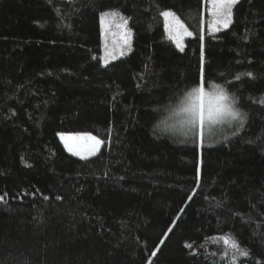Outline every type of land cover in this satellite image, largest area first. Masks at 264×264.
<instances>
[{
	"label": "trees",
	"instance_id": "1",
	"mask_svg": "<svg viewBox=\"0 0 264 264\" xmlns=\"http://www.w3.org/2000/svg\"><path fill=\"white\" fill-rule=\"evenodd\" d=\"M210 10L0 0V264H264V0H237L219 31ZM108 11L128 18L133 48L105 66ZM164 11L193 33L182 51ZM201 75L247 114L202 146L158 127ZM61 134L102 147L77 158Z\"/></svg>",
	"mask_w": 264,
	"mask_h": 264
},
{
	"label": "snow or ice",
	"instance_id": "2",
	"mask_svg": "<svg viewBox=\"0 0 264 264\" xmlns=\"http://www.w3.org/2000/svg\"><path fill=\"white\" fill-rule=\"evenodd\" d=\"M203 2V0H202ZM237 3V0H210L211 4V28L213 31H219L220 27L227 28L232 17L233 6ZM162 15L165 17L167 27L171 38L176 40L177 45L181 47V38L186 34L191 36L192 33L188 31L187 27L179 19L178 16L172 11H164ZM101 21L107 26L115 25L122 30L123 45H128V37L131 35L130 30L127 29L128 18L122 16L119 11H108L101 15ZM119 56H124L125 51L123 46L118 53ZM117 53L115 50L109 51L105 49V66L110 62V59H115ZM241 76L252 77L251 72L241 73L237 75L236 79L239 80ZM205 78L201 75L198 80V86L193 87L190 92L187 93L186 98L182 101L186 106L182 109L183 112L189 115V119L185 122L189 127L185 132V135H191L196 138L201 146L205 139L204 129L207 122L217 123L225 118H230L228 122L235 121L238 128H243L247 119V114L241 112L238 108L233 107L235 104L234 98H231L227 91L219 85H213V89H218L217 93H208L205 88ZM207 97V103L205 98ZM231 100V104L227 103ZM165 130L173 127L167 120L161 121L160 125ZM235 134V133H233ZM66 139V147L73 155L82 156L83 151L88 153H95L101 146L102 141L94 136L88 137H68ZM68 140L74 141H92V144L88 147L80 144L67 143ZM82 158H86L82 156ZM3 199V197H0ZM225 243H228V239L225 238ZM191 248L192 245H187ZM232 248L238 252L241 256H247V251L239 247L235 242L232 243ZM154 255V253H153Z\"/></svg>",
	"mask_w": 264,
	"mask_h": 264
},
{
	"label": "rangeland",
	"instance_id": "3",
	"mask_svg": "<svg viewBox=\"0 0 264 264\" xmlns=\"http://www.w3.org/2000/svg\"><path fill=\"white\" fill-rule=\"evenodd\" d=\"M210 9H211V4H210ZM164 21H165V24H166V26H165L166 33L169 36V38H171V36L169 34V31H168L167 22L165 20V17H164ZM100 23H101V26H102L101 37L103 38V41H102L103 50H102V55L100 56L101 57L100 59H102L103 65H105L104 60H105V49H106V47H107V49L109 51L115 50L116 53H117L116 58L115 59H110V62L108 64H110L112 62H116L117 60L122 59L125 56H127L132 51V48H133L132 47L133 36H132L131 31H130L131 35L128 37V45H123L122 30L121 29L117 28L115 25H112V26L109 27L102 21ZM220 28H223V27H220ZM127 29L130 30L129 26H127ZM192 35H193V33H192ZM192 35L188 36V35L185 34L181 38L180 44L182 45L183 49H185L184 41L186 39H188V38H191ZM171 39L175 43L177 48L179 50H181V47H179L177 45L176 40H174L173 38H171ZM122 46L124 48L125 55L124 56H119L118 53L121 50ZM206 92H208V93H217L218 91L215 92V91L206 90ZM205 103H207V97L205 98ZM227 103L230 104L229 101ZM185 106L186 105L183 104L182 101H181L179 104H177L176 106L171 108L170 111L168 112L167 116L163 119V121L167 120L170 124L173 125V127L171 129H168V130H165V129L159 127V130L162 131V132H164V131L168 132V133H170L173 136L176 135L177 137H181L182 139H192L193 137L191 135H185V132L188 130V127H189L185 122L190 118L187 113L182 111V109ZM229 119L230 118H225L222 121L217 122V123L207 122L206 125H205L204 134L210 133L209 136H211V135L217 134L218 132H221V130L224 129L227 126L225 123H228ZM223 122H225V123H223ZM59 136H60L61 143L65 147L66 151L69 154L73 155L71 152L68 151L67 147L65 146L66 145V139L65 138H68V137H88V136H93V135H90V134H88V135L87 134H77V135H72V134L64 135V134H61ZM67 143L80 144V145H84V147H88V146H90L92 144V141L81 140V141L77 142V141H74V140H68ZM101 147H102V145L97 149V151L95 153H91V154L88 153L87 151H83L82 152V156H84L86 158H82V156H77V155H73V156H75L77 158H81V159H89L91 157H94L96 154H98L100 149H101Z\"/></svg>",
	"mask_w": 264,
	"mask_h": 264
}]
</instances>
